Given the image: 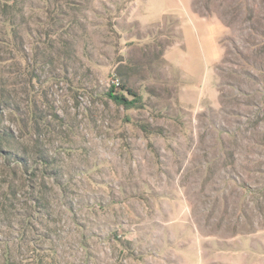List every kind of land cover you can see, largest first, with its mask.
<instances>
[{
  "label": "rangeland",
  "instance_id": "374dc122",
  "mask_svg": "<svg viewBox=\"0 0 264 264\" xmlns=\"http://www.w3.org/2000/svg\"><path fill=\"white\" fill-rule=\"evenodd\" d=\"M0 137V264H264V0H0Z\"/></svg>",
  "mask_w": 264,
  "mask_h": 264
},
{
  "label": "crops",
  "instance_id": "0c3cea01",
  "mask_svg": "<svg viewBox=\"0 0 264 264\" xmlns=\"http://www.w3.org/2000/svg\"><path fill=\"white\" fill-rule=\"evenodd\" d=\"M179 18L181 40L168 50L166 58L174 66L184 70L187 83L184 96L187 98L188 95L193 97V93H196L193 92L194 86L202 95L209 84L215 85L214 66L221 49L218 34L214 30L216 25L212 27L206 20L198 19L189 9L181 11ZM202 69L203 73L200 72Z\"/></svg>",
  "mask_w": 264,
  "mask_h": 264
},
{
  "label": "trees",
  "instance_id": "16d2710c",
  "mask_svg": "<svg viewBox=\"0 0 264 264\" xmlns=\"http://www.w3.org/2000/svg\"><path fill=\"white\" fill-rule=\"evenodd\" d=\"M111 96H113L120 104H123L124 106H126L127 108H131L134 106H137V101H140L141 96L134 94V97L132 99H128L125 95H119V94H112ZM1 137H0V143L1 142Z\"/></svg>",
  "mask_w": 264,
  "mask_h": 264
},
{
  "label": "built area",
  "instance_id": "2783aa9c",
  "mask_svg": "<svg viewBox=\"0 0 264 264\" xmlns=\"http://www.w3.org/2000/svg\"><path fill=\"white\" fill-rule=\"evenodd\" d=\"M116 84H117V86H119V84H120L119 81H116Z\"/></svg>",
  "mask_w": 264,
  "mask_h": 264
}]
</instances>
